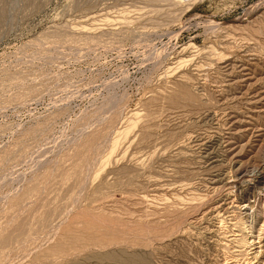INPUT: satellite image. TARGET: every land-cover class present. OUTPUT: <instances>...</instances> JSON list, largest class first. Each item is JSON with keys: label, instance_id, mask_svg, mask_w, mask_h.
I'll list each match as a JSON object with an SVG mask.
<instances>
[{"label": "rangeland", "instance_id": "obj_1", "mask_svg": "<svg viewBox=\"0 0 264 264\" xmlns=\"http://www.w3.org/2000/svg\"><path fill=\"white\" fill-rule=\"evenodd\" d=\"M0 264H264V0H0Z\"/></svg>", "mask_w": 264, "mask_h": 264}]
</instances>
